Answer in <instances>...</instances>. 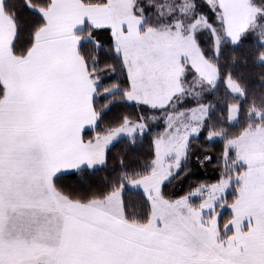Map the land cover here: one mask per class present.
Masks as SVG:
<instances>
[{
    "label": "snow or ice",
    "instance_id": "6c2138e0",
    "mask_svg": "<svg viewBox=\"0 0 264 264\" xmlns=\"http://www.w3.org/2000/svg\"><path fill=\"white\" fill-rule=\"evenodd\" d=\"M0 264H264V0H0Z\"/></svg>",
    "mask_w": 264,
    "mask_h": 264
},
{
    "label": "trees",
    "instance_id": "16d2710c",
    "mask_svg": "<svg viewBox=\"0 0 264 264\" xmlns=\"http://www.w3.org/2000/svg\"><path fill=\"white\" fill-rule=\"evenodd\" d=\"M119 147H120V146H118L117 148H114V149H113V152H116V151L118 150ZM209 168H211V166H209ZM211 175H212V173L209 171L208 176H203V175H201V176L199 177V179H208V178L211 177Z\"/></svg>",
    "mask_w": 264,
    "mask_h": 264
}]
</instances>
